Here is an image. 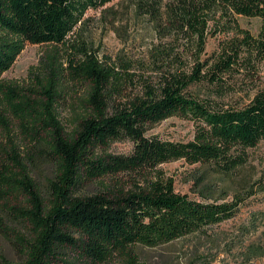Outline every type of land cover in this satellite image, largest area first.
<instances>
[{"label": "trees", "instance_id": "trees-1", "mask_svg": "<svg viewBox=\"0 0 264 264\" xmlns=\"http://www.w3.org/2000/svg\"><path fill=\"white\" fill-rule=\"evenodd\" d=\"M110 1L0 0V229L13 237L21 255L18 262L0 255V264H104L114 257L136 264L135 247L203 232L233 217L244 200L219 202L225 192L218 199L176 193L157 167L183 160L230 177L244 165L246 149L264 141V86L241 107L223 102L232 92L224 74L241 65L245 49L264 60V28L253 38L238 21L259 17L264 24V0H126L177 46H155V55L169 60L184 40L194 46V63L191 72L172 66L157 87L146 86L142 95L116 105L120 73L69 39L88 10ZM222 33L233 36L201 60L208 36ZM26 43L50 49L29 69V84L4 80ZM199 81L207 83L208 95L187 93ZM76 84L87 89L62 120L59 99ZM173 116L193 121V139L147 134ZM121 139L133 143L129 153L101 152ZM43 165L52 174L39 184L33 173ZM132 174L143 177L144 185L111 197L76 193L83 179ZM68 249L73 260L63 256Z\"/></svg>", "mask_w": 264, "mask_h": 264}, {"label": "rangeland", "instance_id": "rangeland-1", "mask_svg": "<svg viewBox=\"0 0 264 264\" xmlns=\"http://www.w3.org/2000/svg\"><path fill=\"white\" fill-rule=\"evenodd\" d=\"M238 21L240 27L246 29L253 38H258L260 30L264 28L259 17L239 16ZM165 34L166 31L157 30L145 17L136 14L126 0H112L98 9L88 10L82 24L69 39L73 44L85 46L104 65L120 73L122 89L114 95L113 105H116L131 100L136 95H142L146 86L157 87L161 75L167 69L173 68L172 66L191 72L195 51L191 42L181 40L179 49L173 51L175 55L169 60L155 55V46L177 48L175 44H170L171 37ZM232 36V33L208 36L201 60L219 52L221 43ZM49 49L48 45L26 43L11 67L2 74V78L20 85L29 84V69L35 67ZM245 50L239 62L241 65L224 74L225 85L232 91L223 99L225 105L241 107L248 102L256 89L264 86V60L260 61L259 52L256 50ZM68 51L77 53L73 48H68ZM60 53L61 56H67L64 49ZM86 89V85L76 84L63 91V97L58 104L62 120L69 118L70 105L77 102ZM186 91L195 96H206L209 93L205 81L191 84ZM194 133L195 124L192 120L176 116L152 125L147 132L148 135L175 141L191 140ZM11 134L14 137L15 133ZM2 141L0 133V142ZM132 145L129 139H121L111 142L101 152L127 154ZM245 152L244 165L230 177L215 176L207 170V166L189 165L183 160L158 165L157 168L163 176L173 181L176 193L196 199L203 195L218 199L225 192L227 195L218 199L219 202H230L236 197L244 200L233 217L208 226L203 232L156 247H135L136 264H264V141L247 148ZM51 174L52 167L43 165L35 170L33 176L39 184H43L45 178ZM144 181L137 174L92 181L83 179L77 185L76 193L92 195L102 192L111 197L137 185H144ZM8 225L10 226L9 223ZM0 255L12 262L21 259L13 237L7 230L1 229ZM63 256L70 260L75 258L73 250L70 249L65 250ZM104 264L124 262L122 258L114 257Z\"/></svg>", "mask_w": 264, "mask_h": 264}]
</instances>
